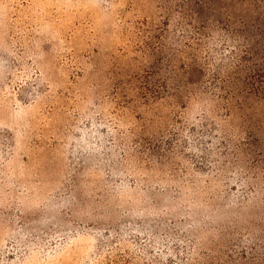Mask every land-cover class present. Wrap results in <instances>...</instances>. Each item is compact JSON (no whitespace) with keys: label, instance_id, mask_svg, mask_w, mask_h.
I'll list each match as a JSON object with an SVG mask.
<instances>
[{"label":"rangeland","instance_id":"obj_1","mask_svg":"<svg viewBox=\"0 0 264 264\" xmlns=\"http://www.w3.org/2000/svg\"><path fill=\"white\" fill-rule=\"evenodd\" d=\"M194 2L0 0V264L264 248L249 239L264 195L246 203L264 193V132L232 130L220 98L232 39L261 55L264 28L211 26Z\"/></svg>","mask_w":264,"mask_h":264},{"label":"trees","instance_id":"obj_2","mask_svg":"<svg viewBox=\"0 0 264 264\" xmlns=\"http://www.w3.org/2000/svg\"><path fill=\"white\" fill-rule=\"evenodd\" d=\"M191 3L194 4V0H191ZM199 3L202 8L208 10L209 14L206 20L210 21L211 26H218L223 22L225 26L230 27V32L235 30L237 26L244 29L253 23H255L253 26L255 29L264 28V0H199ZM180 15L184 16V13L180 12ZM253 37L257 40L259 38L261 40L260 46L264 48V41L262 40L264 36L255 34ZM226 39L230 41L232 38L226 36ZM236 41L239 42L238 46L229 50V53L232 54V60H236L233 63L234 75L230 78L231 87L235 92L222 89L220 98L224 101V110L228 117H232L234 120L241 118L244 123L241 129L232 127V130L245 134L246 139H249L253 138L252 132L257 135L262 131L264 132V118L257 124L250 119V116L264 117V52L257 55L247 36L242 35L238 39H232L231 42L236 43ZM233 80L235 83L232 82ZM219 81L226 84L227 77L220 78ZM192 92L190 90L181 93V95L184 96L185 93L191 94ZM247 96L252 102L255 101L256 104L262 105L261 112L250 108L251 103L247 101ZM259 188L262 187L259 186ZM250 193V196L246 198L247 204L264 195L258 189L255 190V187ZM251 236L252 238L249 239L264 240L255 232ZM223 248L224 250H217V252L210 249L212 254H204L205 257L201 264H264V248L260 246L246 249L240 248L237 244L233 246L230 244L223 246Z\"/></svg>","mask_w":264,"mask_h":264}]
</instances>
